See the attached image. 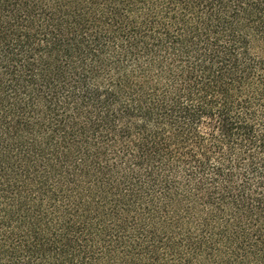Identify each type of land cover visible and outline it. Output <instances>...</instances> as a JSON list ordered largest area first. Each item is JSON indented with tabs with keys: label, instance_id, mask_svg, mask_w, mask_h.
Masks as SVG:
<instances>
[{
	"label": "trees",
	"instance_id": "16d2710c",
	"mask_svg": "<svg viewBox=\"0 0 264 264\" xmlns=\"http://www.w3.org/2000/svg\"><path fill=\"white\" fill-rule=\"evenodd\" d=\"M0 264H264V0H0Z\"/></svg>",
	"mask_w": 264,
	"mask_h": 264
}]
</instances>
